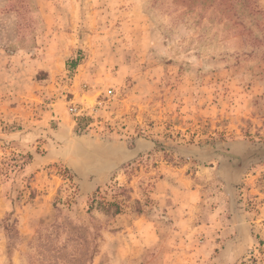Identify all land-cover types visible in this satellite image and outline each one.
I'll return each instance as SVG.
<instances>
[{"label":"rangeland","instance_id":"obj_1","mask_svg":"<svg viewBox=\"0 0 264 264\" xmlns=\"http://www.w3.org/2000/svg\"><path fill=\"white\" fill-rule=\"evenodd\" d=\"M136 140L156 146L117 155ZM238 143L264 144V0H0V264L94 194L121 211H93L90 264H264V161L232 173L234 208L222 158L163 148ZM164 176L177 210L150 198Z\"/></svg>","mask_w":264,"mask_h":264},{"label":"trees","instance_id":"obj_2","mask_svg":"<svg viewBox=\"0 0 264 264\" xmlns=\"http://www.w3.org/2000/svg\"><path fill=\"white\" fill-rule=\"evenodd\" d=\"M194 0H192L193 2ZM203 3L204 0H199ZM185 6H190L185 3ZM79 53V52H78ZM80 56L67 60L68 68H75ZM58 210V209H56ZM93 211L110 220L121 211L117 200L104 201L94 194L89 200L87 213L92 220L81 222L68 216L56 214L54 221L38 232L29 243V264H90L98 253L103 226L94 223ZM6 231H9V229ZM19 236L17 230L14 231ZM10 245L7 244V250ZM34 251V252H33Z\"/></svg>","mask_w":264,"mask_h":264},{"label":"water","instance_id":"obj_3","mask_svg":"<svg viewBox=\"0 0 264 264\" xmlns=\"http://www.w3.org/2000/svg\"><path fill=\"white\" fill-rule=\"evenodd\" d=\"M156 144L151 141L136 140L132 149H119L117 155L121 152L127 156V160L136 157L140 152L154 148ZM163 148L174 151L182 156L192 157L199 161H206L211 158H222L218 167L219 175L229 188L231 206L236 208V178L248 167L251 162L264 161V144H245L238 143L230 146L229 149H223L218 146L198 147V146H164ZM99 170H109L100 168ZM98 171V170H97ZM236 173V178L232 173Z\"/></svg>","mask_w":264,"mask_h":264},{"label":"crops","instance_id":"obj_4","mask_svg":"<svg viewBox=\"0 0 264 264\" xmlns=\"http://www.w3.org/2000/svg\"><path fill=\"white\" fill-rule=\"evenodd\" d=\"M173 180L177 182L178 180L180 181L181 178L179 179L175 178ZM53 189L54 188H45L42 190L40 194H38L34 199H32L33 205L35 208L34 209L35 216L33 218L35 217L36 219L37 218H44V219L48 218L49 213L46 214V212H41V210H39V206L43 205L44 202H50L52 200V198L54 197V192H55L53 191ZM168 191H169V195H167ZM178 192H179V187L176 185V183H174V185H171L169 183V178L167 176H164V177L158 178L154 182V186L151 188V192H149V195H150V198L153 199L156 205L163 204L166 200V197L168 196L171 197L173 200V204L171 205V208L174 206L177 210L178 202H179V200L177 201V199L179 198ZM191 192L194 193L195 191L191 190ZM44 204L47 206V203H44ZM28 221H31V220H29V218L27 217L23 223H27ZM27 226H29V222Z\"/></svg>","mask_w":264,"mask_h":264}]
</instances>
